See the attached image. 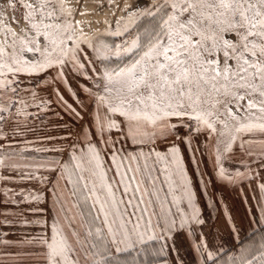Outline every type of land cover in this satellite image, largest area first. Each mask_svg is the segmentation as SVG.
I'll return each mask as SVG.
<instances>
[{
  "label": "snow or ice",
  "instance_id": "1",
  "mask_svg": "<svg viewBox=\"0 0 264 264\" xmlns=\"http://www.w3.org/2000/svg\"><path fill=\"white\" fill-rule=\"evenodd\" d=\"M189 165L258 240L221 197L209 242ZM0 182V223L32 229L0 233L15 264H186L189 237L198 264H264V0L0 3Z\"/></svg>",
  "mask_w": 264,
  "mask_h": 264
},
{
  "label": "crops",
  "instance_id": "2",
  "mask_svg": "<svg viewBox=\"0 0 264 264\" xmlns=\"http://www.w3.org/2000/svg\"><path fill=\"white\" fill-rule=\"evenodd\" d=\"M215 186V189H210L214 203V207L212 208L206 207L205 197L200 194L203 190L200 188L196 189L199 195V206L202 210V218L206 221V225L203 227L202 231L206 234L210 243L215 237L217 245L222 244L227 251L231 244V233L229 226L225 221L223 209L219 203H216L221 197L233 217L234 222L242 230L244 242H247L252 236L257 235L260 232V226L253 225L249 228L247 220V205L243 203L242 198L235 188L224 186L218 182ZM244 193L248 196L249 205L252 204L253 201L251 199L250 189L245 187ZM191 240L192 238L189 237L188 240L182 244L180 255L181 258L185 260L186 264H198V258L195 252L189 250Z\"/></svg>",
  "mask_w": 264,
  "mask_h": 264
},
{
  "label": "rangeland",
  "instance_id": "3",
  "mask_svg": "<svg viewBox=\"0 0 264 264\" xmlns=\"http://www.w3.org/2000/svg\"><path fill=\"white\" fill-rule=\"evenodd\" d=\"M117 2L121 5V7H123V5L125 3H131L132 0H117ZM0 3L4 4L5 7L7 5V0H0ZM85 9L86 10H94L95 9V5L92 4V3H86L84 5ZM109 9H105V12H104V16H107L109 14ZM123 13H118V15H122ZM104 16H95V17H83V19H96V20H103L104 19ZM78 19H81V17H78ZM93 28H96L97 25H93L92 26ZM62 92H63V89H61ZM43 94V93H42ZM66 98H67V93H64ZM81 96H83V93H81ZM71 102V101H70ZM56 111H60L59 108H56ZM61 115H64L63 113H61ZM64 120L66 121H69V124H71V118L67 115H64ZM89 120V117L88 115L85 113L84 114V121H87ZM84 121H80L79 123L80 124H83ZM76 131H79V125H77ZM181 132L183 133V129H181ZM39 155V154H37ZM44 155H46L49 159L50 158H56V154L55 153H45ZM185 158L187 160L188 156H187V153L185 154ZM189 170H190V174H192V179H193V182L194 184L196 185V189H199L200 186H199V183H198V177L196 174L192 173L191 171V165H189ZM205 171H210V166L208 168H205ZM208 178V177H206ZM216 183L217 182H213L211 185H210V189H215L216 188ZM3 183L0 182V187H3ZM8 187H16V185L14 184H8L7 185ZM201 189V188H200ZM3 193L0 192V197H2ZM5 207H13L14 206H0V211H3L5 209ZM3 217H0V220H2ZM32 231L31 228H24L20 225H7V224H2L0 223V233H4V232H7L9 233V235L6 237V239H16L18 236H23L25 235L26 232H30ZM259 236H260V232L251 237L247 242H244V243H249L251 242L252 240H258L259 239ZM0 264H15V261L11 258V257H3V258H0Z\"/></svg>",
  "mask_w": 264,
  "mask_h": 264
},
{
  "label": "trees",
  "instance_id": "4",
  "mask_svg": "<svg viewBox=\"0 0 264 264\" xmlns=\"http://www.w3.org/2000/svg\"><path fill=\"white\" fill-rule=\"evenodd\" d=\"M253 237V236H252Z\"/></svg>",
  "mask_w": 264,
  "mask_h": 264
}]
</instances>
